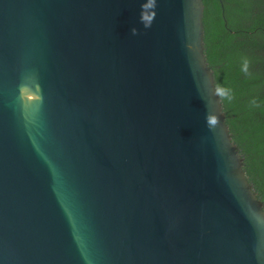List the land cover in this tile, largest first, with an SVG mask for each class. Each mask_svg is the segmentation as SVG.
I'll list each match as a JSON object with an SVG mask.
<instances>
[{"label": "water", "instance_id": "1", "mask_svg": "<svg viewBox=\"0 0 264 264\" xmlns=\"http://www.w3.org/2000/svg\"><path fill=\"white\" fill-rule=\"evenodd\" d=\"M141 3L0 0V264H264L204 4Z\"/></svg>", "mask_w": 264, "mask_h": 264}, {"label": "trees", "instance_id": "2", "mask_svg": "<svg viewBox=\"0 0 264 264\" xmlns=\"http://www.w3.org/2000/svg\"><path fill=\"white\" fill-rule=\"evenodd\" d=\"M202 2L206 58L216 86L231 90L232 100L222 99L226 122L264 203V0Z\"/></svg>", "mask_w": 264, "mask_h": 264}, {"label": "clouds", "instance_id": "3", "mask_svg": "<svg viewBox=\"0 0 264 264\" xmlns=\"http://www.w3.org/2000/svg\"><path fill=\"white\" fill-rule=\"evenodd\" d=\"M156 5H157V0H142L140 22L142 23L144 28L151 27L156 16ZM131 33L133 35H137L139 33V30L136 27H133L131 29ZM249 64H250L249 60L247 58H244L242 70L245 73H248L249 71ZM214 94L219 99H227L231 101L233 98L231 90L225 87H215ZM252 104L255 106L256 101L253 100ZM206 123H207V127L210 130H214L220 123L219 116L215 112H209L206 116Z\"/></svg>", "mask_w": 264, "mask_h": 264}]
</instances>
